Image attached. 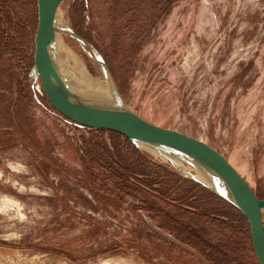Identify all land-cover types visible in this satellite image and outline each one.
I'll return each instance as SVG.
<instances>
[{
    "label": "rangeland",
    "instance_id": "obj_1",
    "mask_svg": "<svg viewBox=\"0 0 264 264\" xmlns=\"http://www.w3.org/2000/svg\"><path fill=\"white\" fill-rule=\"evenodd\" d=\"M58 10L102 57L126 109L205 142L264 200V0H65ZM36 27V0H0V264H258L247 221L193 181L190 161L69 125L20 80ZM60 37L63 80L80 86L81 65L103 83L88 49Z\"/></svg>",
    "mask_w": 264,
    "mask_h": 264
},
{
    "label": "water",
    "instance_id": "obj_2",
    "mask_svg": "<svg viewBox=\"0 0 264 264\" xmlns=\"http://www.w3.org/2000/svg\"><path fill=\"white\" fill-rule=\"evenodd\" d=\"M63 1L65 0H36L37 27L33 40V66L30 71V76L34 78L35 83L33 89L46 98L53 113L78 127L115 133L132 142L136 147H138L136 143H143L175 149L205 165L227 184L235 197L234 201L224 198L197 180L193 181L208 189L216 197L242 214L249 226L250 241L257 262L258 264H264V200L255 195L244 178L223 155L199 139L175 130L156 126L139 118L128 107L125 112L116 114L89 110L74 102L63 89L58 80L60 71L57 66L56 52L54 51V65L51 64L47 53V41L53 32L54 16ZM58 32L68 34L79 41L88 49V54L90 48L95 51L102 62L105 76L109 78L114 90L119 95L110 72L97 51L70 29H59ZM94 62L97 64L95 60ZM35 99L40 104L36 96ZM182 175L189 177L185 174Z\"/></svg>",
    "mask_w": 264,
    "mask_h": 264
},
{
    "label": "bare ground",
    "instance_id": "obj_3",
    "mask_svg": "<svg viewBox=\"0 0 264 264\" xmlns=\"http://www.w3.org/2000/svg\"><path fill=\"white\" fill-rule=\"evenodd\" d=\"M59 29L68 30V27L65 24V22L62 20L59 14V10H57L52 24L53 32L52 35L49 36L47 41V53L52 65H54L53 51L56 45H58V42L61 41L60 33L58 32ZM89 54L97 62L98 69L100 70L103 76V80H104L103 83L100 82L98 79L96 80L90 77L84 71L83 67L81 65H78V67H76V71L77 74L80 76V78L78 79L80 86L72 87L71 85L67 84L60 75L58 80L62 85L63 89L74 100V102L89 110L98 111L102 113H115V114L125 112L127 109L125 108L119 95L114 90L109 78L105 76L106 73L99 56L92 49L89 50ZM136 144L138 148L141 149L150 150L154 152H158L157 150H165L169 156H174V154L183 156L188 161H190L194 167V171H195L194 180L201 182L203 185L207 186L210 190L216 192L217 194L223 196L224 198L230 201H234L235 197L231 192L230 188L227 186V184L223 180H221L218 175H216L214 172L208 169L205 165L188 157L186 154L182 152L176 151L175 149H167V148L151 146L143 143H136ZM171 158L175 163V165L177 164V166H179V169H181V166L178 164L177 160L173 159V157Z\"/></svg>",
    "mask_w": 264,
    "mask_h": 264
},
{
    "label": "trees",
    "instance_id": "obj_4",
    "mask_svg": "<svg viewBox=\"0 0 264 264\" xmlns=\"http://www.w3.org/2000/svg\"><path fill=\"white\" fill-rule=\"evenodd\" d=\"M81 37V36H80ZM28 94H22L21 92H19L17 94V97L14 101V106L16 108V114H18L19 116V119L27 126V127H30L31 123H30V120L26 117V106L28 104V101H29V98H28ZM111 133V132H109ZM113 135H117L115 133H111ZM119 136V135H118ZM133 154L137 155V151L136 150H131ZM196 185V184H194ZM198 186V185H196ZM199 187V186H198ZM212 198H215L217 201H221V199H219L218 197L214 196L213 194L210 195ZM214 196V197H213ZM179 202H182L181 200H178ZM225 205L230 208V209H233V210H236L234 209L232 206H230L229 204L225 203ZM188 207L190 208H193L191 205H189ZM53 252V251H52ZM58 255H64L66 257H70L68 256L67 254H65L64 252H54Z\"/></svg>",
    "mask_w": 264,
    "mask_h": 264
},
{
    "label": "built area",
    "instance_id": "obj_5",
    "mask_svg": "<svg viewBox=\"0 0 264 264\" xmlns=\"http://www.w3.org/2000/svg\"><path fill=\"white\" fill-rule=\"evenodd\" d=\"M13 36V35H12ZM14 37V36H13ZM33 52L32 53H30V58H33ZM17 67H18V72H17V74H18V76H20V80L23 82V83H30V84H32L31 86L33 87V81H34V78L32 77V76H30V71H29V69L27 68V66H25L24 64H23V62H22V60H18V62H17ZM36 103H38L37 101H35ZM39 104V103H38ZM64 120V119H63ZM65 121V120H64ZM67 124H69V125H72V126H74V127H78V126H76V125H74V124H72V123H69V122H67V121H65ZM79 128H81V127H79ZM82 129H84V128H82Z\"/></svg>",
    "mask_w": 264,
    "mask_h": 264
}]
</instances>
